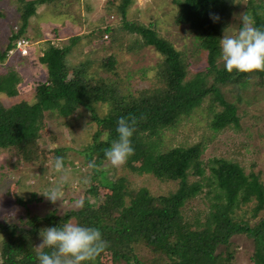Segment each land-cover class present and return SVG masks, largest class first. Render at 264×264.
<instances>
[{"label": "trees", "instance_id": "1", "mask_svg": "<svg viewBox=\"0 0 264 264\" xmlns=\"http://www.w3.org/2000/svg\"><path fill=\"white\" fill-rule=\"evenodd\" d=\"M19 1L22 4L18 27L9 36L4 50L0 51V61L14 47L15 40L25 36L23 34L29 18L36 12L37 6L55 0ZM171 1L177 7L175 22L187 25L198 35L199 45L205 50L206 56L204 71L189 75L180 52L170 41L159 35L151 24L125 21L124 27L127 30L138 34L144 45L153 47L161 54L162 59L158 65L161 84L157 89L141 91L136 96L122 94L112 81L92 84L87 79L83 63L69 70L66 55L79 40V35H71L67 43L61 46L50 45L39 57L46 66L47 78L35 85V101L32 104L22 101L6 107L0 100V148H14L24 161H35L39 158L37 144L44 125L43 113L56 109L65 115L85 106L97 126L92 142L82 151L88 162L101 164L106 160L104 149L116 137V121L119 117L134 118L135 130L131 137L134 152L125 161L133 162L143 158L144 163L137 169L139 172L166 179H180L178 187L168 194L153 195L146 187L127 186L123 177L116 180L103 177L104 186L111 187L112 193L106 192L99 196L97 188L90 186L81 199L82 206L67 210L60 218L55 210L38 215L31 213L27 207L25 217L18 219V222L7 218L0 220L3 255L0 264H38L37 252L31 248V243L34 242L40 223L54 226L70 219L74 223L98 228L102 239L106 241L102 251H109L116 263L142 264L135 249L136 245L144 244L153 253L159 251L165 255L164 259L155 264H215L218 246L227 243L233 235L243 234L252 238L256 245L252 264H264V217L253 224L249 221L241 224L234 218L236 209L247 203L250 195L257 202L263 196L262 187L245 175L241 165L218 160V164L211 166L208 175H205V167L198 160L195 149L175 146L152 153L144 142L145 138L190 113L206 97L221 106L216 114V126H238L236 108L225 98L221 87L264 78V71L227 72L223 62L219 61V38L232 0ZM131 2L116 0L115 6L123 17ZM258 8L251 6V16L256 26H264V14ZM213 16L218 19H213ZM109 30L110 27L105 26L102 32ZM19 80V75L13 70L0 74V93L15 95ZM88 98L93 102L109 103L110 110L99 116L93 105H85ZM66 150L67 147H58L54 153L63 158ZM189 170L217 182L222 188L218 194L227 196V203L213 202L210 205L212 209L209 207L202 216L186 217V202L198 194L203 186L201 180L191 183L186 181ZM90 196L96 200H91ZM117 196L123 199L121 206L116 202ZM35 198L36 194L31 192L26 198L16 197V201L28 206ZM96 201L98 203L95 205ZM253 209L255 212L258 208L254 205ZM95 258H98V254Z\"/></svg>", "mask_w": 264, "mask_h": 264}, {"label": "rangeland", "instance_id": "2", "mask_svg": "<svg viewBox=\"0 0 264 264\" xmlns=\"http://www.w3.org/2000/svg\"><path fill=\"white\" fill-rule=\"evenodd\" d=\"M115 2L55 0L38 5L23 34L30 42L29 53L26 56L17 52L9 55L8 51L6 58L0 61V74L13 70L20 77L18 92L12 96L0 93L1 102L6 107L22 101L32 104L35 101V85L47 78L46 66L39 57L50 45L67 43L71 35H79V40L66 55V64L71 70L83 63L87 79L92 84L112 81L122 94L134 96L141 91L159 88L158 65L161 54L153 47L144 45L138 34L127 30L125 21L151 24L159 35L180 52L189 75L205 70V50L199 45L198 35L187 25L175 22L177 7L171 0H132L125 10V17L118 11ZM21 4L19 0H0V51L4 50L9 36L18 27ZM251 6H259L258 10L264 14V0H232L222 35L223 32L225 35L232 34L238 29L242 16L252 17ZM105 26H109L110 30L103 33ZM105 33L108 37H104ZM221 89L225 98L236 108L238 126H216V114L221 106L206 97L190 113L145 138L144 142L152 153L175 146L195 149L198 160L205 167V175H208L211 166L218 164V160L239 163L245 175L263 190L260 202L250 195L248 202L234 213L237 222L244 224L249 221L253 224L264 217V78L226 84ZM85 105H93L99 116L106 114L111 107L107 102H93L90 98L86 99ZM43 122L37 144V160L24 161L14 148H0V220L7 218L16 222L25 217L27 207L31 213L38 215L55 210L60 218L67 210L80 207L75 201L81 200L90 186L97 188L99 196L106 192L112 193L111 187L104 186L103 177L109 180L123 177L127 186L146 187L153 195L168 194L179 185L180 179H166L139 172L137 169L144 163L143 158L133 162L124 161L118 166L105 160L89 167L82 151L92 142L97 126L85 106L65 115L56 109L45 111ZM58 147H67L62 171L52 166L56 157L54 149ZM195 180L203 181V186L198 194L186 202V217L202 216L209 207L212 209L210 205L213 202L227 203V196L218 194L222 188L217 182L189 170L186 181L191 183ZM51 186L60 188V196L54 202L41 194ZM31 192L36 194V198L28 206L16 201V197L26 198ZM90 199L94 200L92 196ZM122 200L121 196L116 197L118 206L122 205ZM254 205L258 208L255 212ZM45 227L48 226L40 223L34 242L31 243V248L36 252L41 243L39 233ZM1 247L0 235V262L3 258ZM255 247L252 238L243 234L233 235L227 243L218 246L215 264H252ZM135 250L142 264H155L165 258L163 253H153L144 244L136 245ZM89 264L125 262L116 263L109 251H102Z\"/></svg>", "mask_w": 264, "mask_h": 264}, {"label": "clouds", "instance_id": "3", "mask_svg": "<svg viewBox=\"0 0 264 264\" xmlns=\"http://www.w3.org/2000/svg\"><path fill=\"white\" fill-rule=\"evenodd\" d=\"M212 18L218 19L215 16ZM219 57L227 72L264 71V26H256L249 15L242 16L238 29L229 35L223 32L219 38ZM134 124V118L121 116L117 119L116 137L103 153L111 165L122 164L134 152L131 143ZM52 166L62 171L63 158L56 156ZM93 166L89 162V167ZM41 194L54 202L60 196V188L51 186ZM75 203L79 207L83 201L77 200ZM39 235L41 243L37 246L38 264H89L106 246L98 228L71 220L45 227ZM45 248L49 251H44Z\"/></svg>", "mask_w": 264, "mask_h": 264}, {"label": "built area", "instance_id": "4", "mask_svg": "<svg viewBox=\"0 0 264 264\" xmlns=\"http://www.w3.org/2000/svg\"><path fill=\"white\" fill-rule=\"evenodd\" d=\"M106 36L107 35H104V37ZM29 43V40L25 36L18 37L15 41L14 47L9 50V54L17 52L21 56H26L29 53Z\"/></svg>", "mask_w": 264, "mask_h": 264}, {"label": "crops", "instance_id": "5", "mask_svg": "<svg viewBox=\"0 0 264 264\" xmlns=\"http://www.w3.org/2000/svg\"><path fill=\"white\" fill-rule=\"evenodd\" d=\"M29 24V23H28ZM26 33V32H25ZM26 37V36H25ZM27 38V37H26ZM64 40V39H63ZM10 55V54H9Z\"/></svg>", "mask_w": 264, "mask_h": 264}]
</instances>
